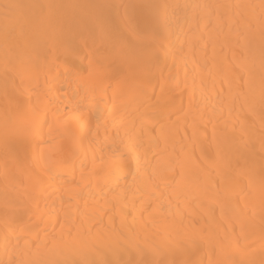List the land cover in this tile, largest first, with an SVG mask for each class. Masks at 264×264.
I'll return each instance as SVG.
<instances>
[{
  "label": "bare ground",
  "instance_id": "bare-ground-1",
  "mask_svg": "<svg viewBox=\"0 0 264 264\" xmlns=\"http://www.w3.org/2000/svg\"><path fill=\"white\" fill-rule=\"evenodd\" d=\"M0 264H264V0H0Z\"/></svg>",
  "mask_w": 264,
  "mask_h": 264
},
{
  "label": "snow or ice",
  "instance_id": "snow-or-ice-1",
  "mask_svg": "<svg viewBox=\"0 0 264 264\" xmlns=\"http://www.w3.org/2000/svg\"><path fill=\"white\" fill-rule=\"evenodd\" d=\"M8 7H15V5H9ZM96 68L87 69L85 71H97ZM47 100V94H43V99L40 94L36 96V103L33 104L32 100L29 99L27 101H18L17 102V109L19 113H23L24 115H18L16 118L9 117V123L13 127H19L23 126L26 128L27 137H28V143L25 145V147H30L31 142L35 141L37 143H40V137L43 134V122H41L39 119H36L37 114V107L41 103L46 102ZM30 113L32 116L31 120H28L26 118V114ZM51 159V157H49Z\"/></svg>",
  "mask_w": 264,
  "mask_h": 264
}]
</instances>
